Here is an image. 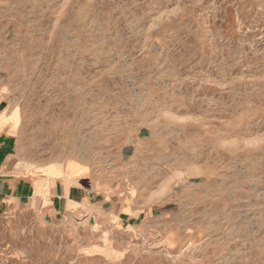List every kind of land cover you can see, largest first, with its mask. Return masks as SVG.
<instances>
[{"label":"rangeland","instance_id":"374dc122","mask_svg":"<svg viewBox=\"0 0 264 264\" xmlns=\"http://www.w3.org/2000/svg\"><path fill=\"white\" fill-rule=\"evenodd\" d=\"M0 100L141 213L0 205V264H264V0H0Z\"/></svg>","mask_w":264,"mask_h":264},{"label":"crops","instance_id":"0c3cea01","mask_svg":"<svg viewBox=\"0 0 264 264\" xmlns=\"http://www.w3.org/2000/svg\"><path fill=\"white\" fill-rule=\"evenodd\" d=\"M12 111L0 100V205L44 211L55 217L81 214L102 199L100 206L107 211L105 221L123 227L140 219V212L132 215L116 201H107L102 189L93 185L82 163L50 164L27 169L15 159L18 147L16 127L11 121ZM111 223V222H110Z\"/></svg>","mask_w":264,"mask_h":264},{"label":"water","instance_id":"95a60500","mask_svg":"<svg viewBox=\"0 0 264 264\" xmlns=\"http://www.w3.org/2000/svg\"><path fill=\"white\" fill-rule=\"evenodd\" d=\"M3 177L0 176V179H2Z\"/></svg>","mask_w":264,"mask_h":264}]
</instances>
